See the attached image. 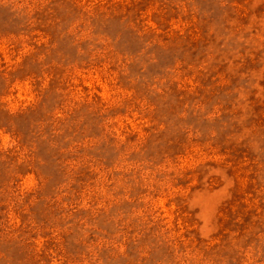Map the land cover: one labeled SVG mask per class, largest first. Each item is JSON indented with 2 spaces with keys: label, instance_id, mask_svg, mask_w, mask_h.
I'll return each mask as SVG.
<instances>
[{
  "label": "rangeland",
  "instance_id": "obj_1",
  "mask_svg": "<svg viewBox=\"0 0 264 264\" xmlns=\"http://www.w3.org/2000/svg\"><path fill=\"white\" fill-rule=\"evenodd\" d=\"M0 264H264V0H0Z\"/></svg>",
  "mask_w": 264,
  "mask_h": 264
}]
</instances>
